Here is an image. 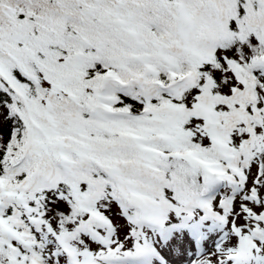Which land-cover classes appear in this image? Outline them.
I'll return each instance as SVG.
<instances>
[{"label": "snow or ice", "instance_id": "snow-or-ice-1", "mask_svg": "<svg viewBox=\"0 0 264 264\" xmlns=\"http://www.w3.org/2000/svg\"><path fill=\"white\" fill-rule=\"evenodd\" d=\"M0 264H264V0H0Z\"/></svg>", "mask_w": 264, "mask_h": 264}]
</instances>
